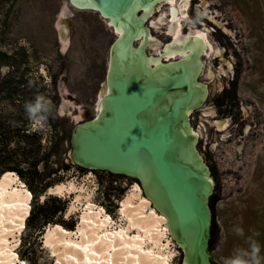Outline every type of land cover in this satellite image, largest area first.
Instances as JSON below:
<instances>
[{
  "label": "rangeland",
  "instance_id": "1",
  "mask_svg": "<svg viewBox=\"0 0 264 264\" xmlns=\"http://www.w3.org/2000/svg\"><path fill=\"white\" fill-rule=\"evenodd\" d=\"M175 2L178 4L180 0ZM188 4L182 36L195 30L206 33L212 50L201 56L203 69L199 81L207 85L206 102L189 119L191 127L200 132L196 148L214 183L208 199L211 210L207 249L210 263L226 264L237 250H249L253 243L260 246L261 256H264V0H188ZM156 9L147 21L152 25L153 45L162 50L172 41L167 32L170 8L161 3ZM0 11L1 20L8 28L5 48L11 53L19 47L27 49L34 77L41 76L43 86L47 84L57 91L56 113L62 96H65L71 99L68 105L73 113L74 108L81 109L91 118L103 83L108 51L116 40L106 26V23L110 26L107 20L105 22L97 12L75 9L70 0H6L0 4ZM62 17L69 23V26L64 24L68 37L66 47H63L58 29ZM155 21L161 24L156 26ZM147 49L149 57L158 56L152 45ZM230 98H235L231 108L224 105L223 110L218 108V104L228 103ZM59 119L66 129L72 128L68 117L59 116ZM218 120L227 122L225 131L219 132L213 125ZM32 127L39 128L35 123ZM60 131V127L56 130L44 128L47 137ZM66 151L65 148L62 157ZM49 163L50 168L63 169V164H57L55 158ZM39 168L42 169L41 165ZM7 172L13 173L11 190L29 192L17 172L6 170L0 177ZM56 176H60L61 181L54 186L64 185L67 190L52 194L65 201L61 221L75 220V225L73 230L59 223L43 228L37 247L43 250L40 261L47 260L48 264H66L68 261L60 254L62 247L57 254L45 245L48 227L59 225L72 231L73 240L80 241L76 229L83 212L88 205H93L95 211L101 212V218L110 217L109 229L125 231L127 222L121 215L122 203L130 197L134 204L140 196L146 198L143 192L133 198L132 195L137 193L134 185L139 186L134 180L105 171L72 167ZM45 195L50 194L47 191ZM44 198L41 196L39 202ZM31 204L32 196L27 205V217ZM25 224L26 219L22 229L15 228L13 235L8 236L7 244L14 264H25L17 253L21 239L31 232L30 226ZM133 234L135 231L130 236ZM146 244V249L154 246L157 251L161 248L158 244ZM162 244H166L162 248L167 252L169 263L180 264L181 252L167 234Z\"/></svg>",
  "mask_w": 264,
  "mask_h": 264
},
{
  "label": "bare ground",
  "instance_id": "2",
  "mask_svg": "<svg viewBox=\"0 0 264 264\" xmlns=\"http://www.w3.org/2000/svg\"><path fill=\"white\" fill-rule=\"evenodd\" d=\"M175 1L132 0L127 8L115 17L106 19L104 13L101 12L102 15L98 13L107 20L116 34V40L109 50L107 93L113 92V88L109 84L113 68L120 77L135 74L139 80L149 79L151 81L163 80L172 74L185 71L186 80L191 89L190 98L182 110L184 115L177 122L175 129L182 137L181 159L202 176L204 183L206 182L203 183L200 192V198L205 203L213 181L208 177L206 165L195 147L200 132L191 127L189 116L206 102L207 85L199 81L203 69L201 56L212 50L206 33L195 30L187 36H182V22L186 18L188 0H180L178 4ZM70 3L77 10L93 9L94 12L97 11L92 0H70ZM161 3L168 4L170 8L171 19L167 25V32L171 35L172 41L164 49L159 50L158 45H153L149 29L145 27V24L155 7ZM139 10L141 11L138 13ZM63 17L58 21V29L63 47H66L68 37L64 24H68ZM161 22L155 21L154 24L159 26ZM135 42L138 43L135 45ZM151 45L158 52L156 58L147 55V47ZM209 74L211 75L210 72ZM185 92L186 89L182 88L169 93L168 102L170 103L173 98L185 95ZM99 100L95 106V109L99 110V116L96 118L98 121L101 116L105 115V110ZM160 108L157 109V113L163 111ZM80 116H82L81 112L78 114V118ZM213 125L219 132H223L228 124L225 120H218ZM13 180V173H5L0 177V264H14L13 255L10 253L11 248L7 244L8 236L13 235L15 228L20 230L24 227L28 215L27 205L31 199L28 191L11 190ZM142 185L146 198L140 196L138 203L134 204L130 197L121 205V215L127 222L125 231L109 229L110 217L101 218V212L95 211L93 205H88L81 217V223L76 229L80 241L71 238L72 231L53 226L46 229L45 245L53 248V252H57V254L61 249L63 252L60 253L61 256L65 257V261L68 259L66 264H76L77 262V264H170L167 252L165 253L162 248L166 246L162 242L167 234L177 246L183 248L186 256L183 264H189L187 258L190 252H194L198 231L194 218L191 219L189 225L184 226L164 190L157 187L150 176L142 180ZM63 190H66V186L56 185L48 189V194H58ZM134 190L137 193H132L133 198L143 192L137 185H134ZM134 231L135 234L130 236V233ZM146 243L158 244L161 248L157 251H154V246L146 249ZM59 247L62 248L59 249ZM59 258L57 261L60 260Z\"/></svg>",
  "mask_w": 264,
  "mask_h": 264
},
{
  "label": "water",
  "instance_id": "3",
  "mask_svg": "<svg viewBox=\"0 0 264 264\" xmlns=\"http://www.w3.org/2000/svg\"><path fill=\"white\" fill-rule=\"evenodd\" d=\"M92 1L97 7L96 12L104 13L106 19L117 16L132 2ZM66 24L69 26L68 21ZM109 52L104 80L96 97V102L100 99L105 110V115L99 121L96 120L99 116V110L95 109L96 103L93 116L88 118L84 110L74 108L73 113L68 105L71 99L62 96L58 115L68 117L72 124L64 143L67 151L63 159L65 163L81 169L105 171L134 180L144 196L146 193L142 180L150 176L155 185L164 190L184 226L189 225L194 218L198 231L194 252H190L187 262L211 264L207 250L211 227L208 199L212 195L214 183L204 203L200 192L206 182L181 159L182 137L175 129L190 98L191 89L186 74L181 71L163 80L151 81L139 80L135 74L120 77L113 68L109 79L113 92L108 94ZM182 88L186 89L185 95L173 98L169 103V93ZM159 107L163 111L157 113ZM80 112L82 116L78 118ZM178 249L181 252L180 264H183L186 256L182 247L178 246Z\"/></svg>",
  "mask_w": 264,
  "mask_h": 264
},
{
  "label": "trees",
  "instance_id": "4",
  "mask_svg": "<svg viewBox=\"0 0 264 264\" xmlns=\"http://www.w3.org/2000/svg\"><path fill=\"white\" fill-rule=\"evenodd\" d=\"M5 1L0 0V4ZM1 18L0 14V174L6 170L17 172L32 196L25 224L26 227L30 226L31 232L21 239L17 252L20 260L25 264H48L47 260L40 261L43 250L37 247L43 228L48 224L59 223L64 228L73 230L75 225V220L70 222L71 225L61 221L65 201L52 194L45 195L49 188L61 181L56 173L76 167L65 163L62 157L69 129H66L55 111L58 98L56 89H50L47 84L43 86L41 76L34 77L27 49L19 47L11 53L5 48L8 28ZM37 95H44L52 102L54 118L49 117L47 126L54 130L60 127L61 130L53 137H47L44 128L34 129V122L25 112V103ZM45 140L46 145L43 144ZM52 158H55L57 164L62 163L63 169L50 168ZM41 196L45 198L39 202Z\"/></svg>",
  "mask_w": 264,
  "mask_h": 264
},
{
  "label": "clouds",
  "instance_id": "5",
  "mask_svg": "<svg viewBox=\"0 0 264 264\" xmlns=\"http://www.w3.org/2000/svg\"><path fill=\"white\" fill-rule=\"evenodd\" d=\"M24 108L28 118L41 129L47 127L49 117L54 118L52 102L44 95H37L26 102ZM226 264H264V256H261L260 246L253 243L249 250H237Z\"/></svg>",
  "mask_w": 264,
  "mask_h": 264
},
{
  "label": "flooded vegetation",
  "instance_id": "6",
  "mask_svg": "<svg viewBox=\"0 0 264 264\" xmlns=\"http://www.w3.org/2000/svg\"><path fill=\"white\" fill-rule=\"evenodd\" d=\"M188 7H189V4H188ZM157 6L155 7V11H154V13H153V15L155 14V12L157 11ZM141 10H139L138 11V13L140 12ZM98 15V14H97ZM141 15V14H140ZM102 19V18H101ZM149 19H150V17H149ZM149 19H147L148 21H149ZM105 20V19H104ZM146 20V21H147ZM145 21V22H146ZM146 22V24H145V26L146 27H148L149 28V30H150V34H151V29H152V25L149 23V22ZM105 22H106V20H105ZM106 26L111 30V33H112V35L114 36V39L116 38V34L112 31V27L111 26H108V24L106 23ZM138 42H135L134 44L136 45ZM166 45V44H165ZM148 50V49H147ZM163 61H165V62H167V60H164L163 59ZM105 71H106V65H105ZM105 71H104V74H105ZM103 80H104V77H103ZM101 87V86H100ZM234 100H235V98L233 99H229L228 100V103H222V104H218L217 106H218V108L219 109H221V107L224 105L226 108H231L230 106H232V104H234ZM221 110H223V109H221ZM221 113H222V115H224V111H221ZM204 116V115H203ZM221 121H224V120H221Z\"/></svg>",
  "mask_w": 264,
  "mask_h": 264
}]
</instances>
